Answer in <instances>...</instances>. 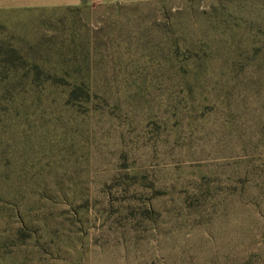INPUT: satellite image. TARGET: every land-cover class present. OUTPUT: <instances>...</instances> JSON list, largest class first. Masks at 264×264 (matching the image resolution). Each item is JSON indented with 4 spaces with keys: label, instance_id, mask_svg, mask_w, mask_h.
Instances as JSON below:
<instances>
[{
    "label": "rangeland",
    "instance_id": "1",
    "mask_svg": "<svg viewBox=\"0 0 264 264\" xmlns=\"http://www.w3.org/2000/svg\"><path fill=\"white\" fill-rule=\"evenodd\" d=\"M257 40L264 0L0 4V264H264Z\"/></svg>",
    "mask_w": 264,
    "mask_h": 264
},
{
    "label": "trees",
    "instance_id": "2",
    "mask_svg": "<svg viewBox=\"0 0 264 264\" xmlns=\"http://www.w3.org/2000/svg\"><path fill=\"white\" fill-rule=\"evenodd\" d=\"M180 27V26H179ZM258 44L259 51L256 53V60L258 64L256 66H260V61L264 59V42L262 43L261 40L254 41V43ZM189 44V43H187ZM191 44V43H190ZM189 46H193L190 45ZM0 58H9L10 62H13L17 59H21L19 57L18 52L13 49L12 47H7L5 48L1 43H0ZM12 69H15V67H12ZM35 75L36 76H41V75H46L47 79L45 81L46 84H44L45 89H66L67 90V95L64 99L65 106L74 108L78 110V112H90L91 105H92V98L93 96H98V92H96L97 87L89 80H74V81H68L64 76H58L57 74L51 73L49 71H44L41 68L35 66L34 67ZM67 75L69 73L67 72ZM37 78H35L36 80ZM31 82V86L35 88V81ZM194 85L195 81L193 82ZM188 86V85H186Z\"/></svg>",
    "mask_w": 264,
    "mask_h": 264
},
{
    "label": "crops",
    "instance_id": "3",
    "mask_svg": "<svg viewBox=\"0 0 264 264\" xmlns=\"http://www.w3.org/2000/svg\"><path fill=\"white\" fill-rule=\"evenodd\" d=\"M15 3V0H0V4L12 5Z\"/></svg>",
    "mask_w": 264,
    "mask_h": 264
}]
</instances>
